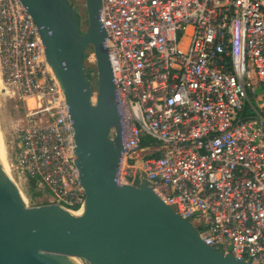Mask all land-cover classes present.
<instances>
[{"label":"built area","instance_id":"obj_1","mask_svg":"<svg viewBox=\"0 0 264 264\" xmlns=\"http://www.w3.org/2000/svg\"><path fill=\"white\" fill-rule=\"evenodd\" d=\"M101 2L125 126L118 181L145 179L205 244L264 264V0ZM0 72L35 102L11 170L80 213L72 117L20 0H0Z\"/></svg>","mask_w":264,"mask_h":264},{"label":"water","instance_id":"obj_2","mask_svg":"<svg viewBox=\"0 0 264 264\" xmlns=\"http://www.w3.org/2000/svg\"><path fill=\"white\" fill-rule=\"evenodd\" d=\"M36 23L65 96L75 164L85 190L81 212L56 203L27 206L0 150V264H251L205 244L192 224L142 179L118 181L125 126L100 21L101 0H84L82 32L69 0H20ZM92 46L97 91L83 66ZM114 135L111 137V131Z\"/></svg>","mask_w":264,"mask_h":264},{"label":"rangeland","instance_id":"obj_3","mask_svg":"<svg viewBox=\"0 0 264 264\" xmlns=\"http://www.w3.org/2000/svg\"><path fill=\"white\" fill-rule=\"evenodd\" d=\"M69 1L77 11L79 28L84 32L88 27L85 1ZM83 66L87 79L92 87V100L94 102L97 91V69L92 46H87L84 50ZM33 106V102L25 103L24 100L20 98L15 88H5L1 81L0 72V150L7 171L9 172V177L21 192L27 206L45 204L46 199L36 195L35 190L29 189L23 179H20L18 175L11 170L9 162L14 159L18 148V136L27 121L26 111L32 109ZM147 153L146 151H141L139 154L140 156H144ZM80 263L88 264L84 260H80Z\"/></svg>","mask_w":264,"mask_h":264},{"label":"bare ground","instance_id":"obj_4","mask_svg":"<svg viewBox=\"0 0 264 264\" xmlns=\"http://www.w3.org/2000/svg\"><path fill=\"white\" fill-rule=\"evenodd\" d=\"M29 102H33L34 103V106H35V102H34V99L33 98H28L27 100H26V103H29ZM34 106L32 107V108H34ZM1 144V143H0ZM2 149V148H1ZM4 165H5V169H6V172H7V174H8V176H9V172L7 171V167H6V164L4 163ZM24 199V198H23ZM75 260H77L79 263H80V260L79 259H75ZM81 264V263H80Z\"/></svg>","mask_w":264,"mask_h":264},{"label":"trees","instance_id":"obj_5","mask_svg":"<svg viewBox=\"0 0 264 264\" xmlns=\"http://www.w3.org/2000/svg\"><path fill=\"white\" fill-rule=\"evenodd\" d=\"M71 5H72V4H71ZM72 6H73V5H72ZM83 57H84V55H83ZM148 143H149V140H148V139H146V140L143 141V145H147ZM29 189L34 190L33 182L30 183V187H29ZM35 194L37 195L36 192H35Z\"/></svg>","mask_w":264,"mask_h":264}]
</instances>
